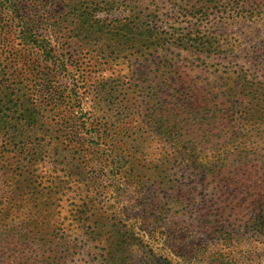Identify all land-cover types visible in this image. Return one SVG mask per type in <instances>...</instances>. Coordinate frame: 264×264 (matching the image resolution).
Returning a JSON list of instances; mask_svg holds the SVG:
<instances>
[{"label":"rangeland","instance_id":"obj_1","mask_svg":"<svg viewBox=\"0 0 264 264\" xmlns=\"http://www.w3.org/2000/svg\"><path fill=\"white\" fill-rule=\"evenodd\" d=\"M12 2L21 15L2 14L1 63L28 24L67 74L56 114L57 92L18 59L5 67L29 76L22 93L36 117L25 139L0 132V264H264V0ZM169 72L194 91L189 101L220 103L226 87L256 100L233 94L217 118L213 103L197 107L196 148L177 152L147 116L154 99H171L157 85ZM101 84L109 103H97ZM16 96L0 98L7 115Z\"/></svg>","mask_w":264,"mask_h":264},{"label":"trees","instance_id":"obj_2","mask_svg":"<svg viewBox=\"0 0 264 264\" xmlns=\"http://www.w3.org/2000/svg\"><path fill=\"white\" fill-rule=\"evenodd\" d=\"M12 1L15 0H0V22L3 20L2 14L4 12H8L6 11V9L11 8L12 12L16 13L17 17L21 15L19 5ZM2 29L3 27L0 24V31H2ZM147 38L151 39V37L148 36ZM17 39H19V46H21V49L19 51L23 52V50H25L23 57H20L19 52L17 54L15 53L14 56H10L9 60L6 59L7 62L5 63V65H3L0 61V98L2 96L10 97V95L13 93L17 95V106L12 105V108H14V113L12 116L7 115L8 111L11 110L10 106L8 107V109H2V107L0 106V132L3 131L4 133H6V135L12 137L13 143L17 142L18 138H24L22 137V133L25 132L24 127L26 125H29L28 123L31 120H34V118L36 117V115L30 109L31 106H35V104L32 102L27 93H22V91H26L25 87L27 86V82L24 84V81L29 80V76L26 77L22 83L21 75H24L23 73L14 74V72H16V70L14 69L13 73L9 75L6 72L5 67L13 69L14 62L18 59L21 61L20 65L25 67V71L30 70L36 73V77L34 78L35 80H38L37 82H41L45 86V88H48L55 92H57L59 89V78L63 77L64 74H67V63L65 57L60 54H56L55 48L52 46L51 42L45 38H42L38 34L37 30L35 31L28 24L26 25V27L22 26L20 31H18ZM157 39L158 38L156 37V40ZM139 40V36H137L135 41L140 42ZM147 40L140 42L143 43L141 47L150 49V47L155 45V43L152 42L151 45H147L149 43V41ZM157 41H159V39ZM32 56L35 57V59H33ZM42 61L48 62L49 65L44 66L42 64ZM8 64L11 66H7ZM19 77L20 79H18ZM161 81L162 83H157L161 91L164 89L167 91L169 90V88H172L174 92L168 95L171 99L162 97L159 100H156V102L155 99L154 101H152L154 108H152L150 110V113L147 115L150 122L149 125L153 127L157 126L163 128L165 135L168 137V140L171 142L172 147L176 149L177 152H184L185 150H188L190 153L194 152L196 148V142L190 138L191 135H193L190 132L195 129L196 125L197 135L205 125L201 120L198 119L200 110L197 107H202L205 110V108H208V105H210V102L213 103L214 101H208L209 99H200L198 97H196L194 101H189L190 99L188 98V95H194L195 97L194 91H192V89L188 86H185V83L181 82L179 78H175L173 72L163 74ZM227 85L229 86L228 82L227 84L225 83V86ZM97 88L98 89L96 96L99 100V102L97 103H100L101 101L109 103L110 99L107 98L108 93L106 86L101 84ZM245 89L246 87L241 90L242 92H239L237 94V92L233 90V88L229 89L228 87H226L223 93H225L227 99L221 101L220 103H213L216 108V110L214 111L215 118H217L216 114L219 109L217 105L225 106L232 104L231 99H233V94L244 96L246 100H248V105L253 103L256 100V97L251 93H248ZM45 91L49 95V99H47V101L49 104H51V99H53L51 98V96L54 93H51L50 95L48 90ZM57 94L58 96L54 106L56 114L58 113L60 106L64 104L65 100L64 98H62L63 93L61 91H59V93L57 92ZM196 103L198 104L196 107H194V104ZM164 105L168 107V115H166V117L162 115V113L166 109H162V106ZM221 109L224 110V107H222ZM15 113L16 116L14 115ZM204 116H207V114L204 113ZM117 119L120 120L119 117H117ZM57 123L58 125H62L63 119L59 118V121H57ZM204 130L207 132L212 131L210 128H205ZM34 156H36V153L34 154ZM109 157L110 156L105 157L106 159L103 166L106 168L107 166L114 164L112 165V168H117L115 160H110ZM206 158L207 157H205V159ZM121 159L125 163L129 162L125 155H121ZM212 161L213 164L211 166V169L213 170L214 167L220 165V161L219 158L216 157H213ZM216 161L219 162L216 163ZM222 166H224L223 170L225 171V173L229 172L230 174H233L229 171L228 166ZM222 177L224 178V181H231L232 184H237L240 180L237 178L236 174H234V177H230V175L228 174H225ZM4 234L5 233L0 229V237H4Z\"/></svg>","mask_w":264,"mask_h":264}]
</instances>
